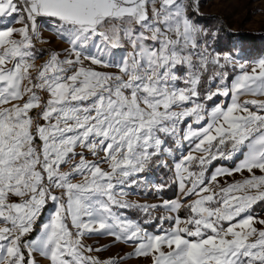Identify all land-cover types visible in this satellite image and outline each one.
<instances>
[{
	"label": "snow or ice",
	"instance_id": "6c2138e0",
	"mask_svg": "<svg viewBox=\"0 0 264 264\" xmlns=\"http://www.w3.org/2000/svg\"><path fill=\"white\" fill-rule=\"evenodd\" d=\"M203 4L0 0V264H264V53Z\"/></svg>",
	"mask_w": 264,
	"mask_h": 264
},
{
	"label": "rangeland",
	"instance_id": "374dc122",
	"mask_svg": "<svg viewBox=\"0 0 264 264\" xmlns=\"http://www.w3.org/2000/svg\"><path fill=\"white\" fill-rule=\"evenodd\" d=\"M203 10L224 16L233 31L257 34L264 40V0H227L226 4L222 0H204ZM252 47H256L250 50L253 55L264 53V41H258Z\"/></svg>",
	"mask_w": 264,
	"mask_h": 264
},
{
	"label": "trees",
	"instance_id": "16d2710c",
	"mask_svg": "<svg viewBox=\"0 0 264 264\" xmlns=\"http://www.w3.org/2000/svg\"><path fill=\"white\" fill-rule=\"evenodd\" d=\"M244 39H245V41H246V43H247V46L249 47V49H250L251 51H253V50L256 49V47H252L253 44H255V43L258 42V41H264V40H260V36L258 37L257 34H245V35H244ZM255 52H256V51H255Z\"/></svg>",
	"mask_w": 264,
	"mask_h": 264
}]
</instances>
